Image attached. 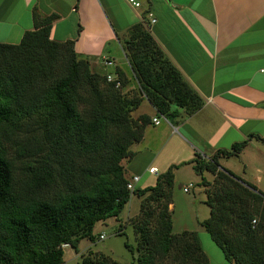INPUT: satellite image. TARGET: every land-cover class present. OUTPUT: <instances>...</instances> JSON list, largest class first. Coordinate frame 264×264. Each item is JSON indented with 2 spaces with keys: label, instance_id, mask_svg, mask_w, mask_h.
Returning a JSON list of instances; mask_svg holds the SVG:
<instances>
[{
  "label": "trees",
  "instance_id": "16d2710c",
  "mask_svg": "<svg viewBox=\"0 0 264 264\" xmlns=\"http://www.w3.org/2000/svg\"><path fill=\"white\" fill-rule=\"evenodd\" d=\"M33 17L34 28L19 42H0V264H63L61 245L77 252L82 239L94 242L95 224L118 219L132 194L142 199L131 220L137 257L127 264H210L196 231L172 233L174 172L185 163L200 175L209 207L200 224L224 259L264 264V193L218 162L238 156L248 138L263 145L264 138L251 133L208 158L196 153L171 164L153 185L130 191L122 161L151 122L132 112L147 100L173 121L195 113L203 99L144 22L132 25L123 39L137 83L124 91L128 79L121 70L115 72L121 86L115 87L75 52L74 39L50 38L56 15L35 11ZM75 264L119 263L90 249Z\"/></svg>",
  "mask_w": 264,
  "mask_h": 264
},
{
  "label": "crops",
  "instance_id": "0c3cea01",
  "mask_svg": "<svg viewBox=\"0 0 264 264\" xmlns=\"http://www.w3.org/2000/svg\"><path fill=\"white\" fill-rule=\"evenodd\" d=\"M138 1L139 7L126 0H0V42H19L25 31L34 28L35 11L40 16L54 14L50 38L74 39L75 52L88 57L94 72L121 70L128 79L125 91L137 83L123 39L132 25L144 22L164 54L203 99L199 110L189 116L181 114L173 122L158 115L147 100L142 101L144 109L142 103L135 109V116L146 114L151 121L142 139L132 144V155L122 161L127 179L139 176L135 189L155 183L159 168L154 158L168 143L171 151L162 172L171 164L192 159V155L180 156L186 149L193 150V156L199 153L208 158L251 133L264 138V0ZM148 12L155 22H150ZM153 117L160 122L152 123ZM253 144L264 148L251 137L239 155ZM259 150L264 156V149ZM219 164L234 173L227 164ZM244 164L241 174H234L264 191L260 176L264 163L255 168L251 180L246 176L249 165ZM150 167L157 171L149 172ZM153 175L154 179L147 180Z\"/></svg>",
  "mask_w": 264,
  "mask_h": 264
},
{
  "label": "rangeland",
  "instance_id": "374dc122",
  "mask_svg": "<svg viewBox=\"0 0 264 264\" xmlns=\"http://www.w3.org/2000/svg\"><path fill=\"white\" fill-rule=\"evenodd\" d=\"M124 90V89H123ZM125 91V90H124ZM146 103H142L141 109H144ZM136 110L132 112V116L135 118ZM166 121H170L164 116ZM170 122H173L172 120ZM260 144L249 145L244 154L226 157L220 159L221 164H227L232 168L235 174H241L244 163H248L246 176L251 180V177L256 174L255 168L259 166L261 162L264 163V156L259 149H264ZM169 147V143L167 145ZM164 147V151L156 159L155 164L158 166L161 173V166L168 160V154L171 150L168 147ZM171 147V145H170ZM172 149V147H171ZM193 150L186 149L180 156H193ZM264 151V150H263ZM185 153V155H183ZM153 155L150 157L152 158ZM178 157V156H177ZM175 157V158H177ZM180 158V157H178ZM188 158V157H187ZM152 160V159H151ZM175 160V159H173ZM190 160V159H189ZM161 161V162H158ZM188 161V160H187ZM204 176L211 179L210 172H203ZM174 185H173V197L170 205L171 219H172V233H180L183 230L196 231L200 245L207 256H210V264H229L224 259L223 253L218 246H216L211 240L209 234L204 227L200 224V221L207 218L209 215V207L204 202L206 194L203 185L200 184V175H198L192 167V164H184L175 169L174 172ZM261 176V185L264 186V174ZM155 175L149 177L147 180H151ZM154 179V178H153ZM146 182V181H142ZM192 183L194 186L188 191H183V186ZM264 193V191H261ZM142 197L137 194H132L128 203L120 212L118 219L115 217H109L105 221H99L93 228L95 235V241L92 242L87 238L82 239L78 245V251L76 252L72 247L64 248V263L63 264H75L80 261L81 255L91 251L97 253H103L104 255L111 256L119 264H127L135 261L137 257V239L131 224V220L136 217L139 212L140 202ZM120 224L121 233L118 234ZM103 234V238L99 235ZM125 243L128 245L125 246ZM159 264H178L167 259ZM232 264V263H231Z\"/></svg>",
  "mask_w": 264,
  "mask_h": 264
},
{
  "label": "built area",
  "instance_id": "2783aa9c",
  "mask_svg": "<svg viewBox=\"0 0 264 264\" xmlns=\"http://www.w3.org/2000/svg\"><path fill=\"white\" fill-rule=\"evenodd\" d=\"M126 1L135 7H139L141 5L140 1H138V0H126ZM147 16H148L151 23L155 22V17L153 16V14L151 12H148ZM104 62H105V64H112V61L105 60ZM106 80L108 82H114L115 87L121 86V81H120V79H118V76L116 73H106ZM159 122H160V119L158 117L152 118V123L158 124ZM148 170H149V172H156L157 168L156 167H150ZM138 179H139L138 175H133L127 181L126 186L130 191L135 188L134 182L137 181ZM193 186L194 185L192 183H188V184L183 186V191L188 192ZM255 222H256V219H253L252 223H255ZM99 237L103 238V234H100ZM61 246L63 248L70 247V244L69 243H63Z\"/></svg>",
  "mask_w": 264,
  "mask_h": 264
}]
</instances>
